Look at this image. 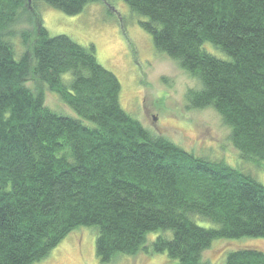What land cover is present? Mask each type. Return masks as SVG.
<instances>
[{
    "label": "trees",
    "instance_id": "1",
    "mask_svg": "<svg viewBox=\"0 0 264 264\" xmlns=\"http://www.w3.org/2000/svg\"><path fill=\"white\" fill-rule=\"evenodd\" d=\"M95 1L0 0V264L39 262L81 227L96 230L103 263L141 252L208 264L213 244L264 239V185L151 137L93 45L50 36L33 6L72 16ZM120 1L199 80L190 105L216 110L240 158L264 169V0ZM23 17L32 26L17 51L10 28ZM43 87L77 117L44 104ZM221 254L219 264H264L255 245Z\"/></svg>",
    "mask_w": 264,
    "mask_h": 264
},
{
    "label": "rangeland",
    "instance_id": "2",
    "mask_svg": "<svg viewBox=\"0 0 264 264\" xmlns=\"http://www.w3.org/2000/svg\"><path fill=\"white\" fill-rule=\"evenodd\" d=\"M33 6L38 11L37 19L50 36L64 34L83 47L93 45L98 62L120 80L122 107L142 122L151 137H167L195 157L223 162L264 185V169L240 158L229 139L231 130L218 112L212 107L193 108L190 105L187 97L202 88L199 80L177 60L155 49L151 35L139 25L141 18L132 14L127 4L120 0H98L72 16L43 2ZM31 26L23 17L10 28L16 34L12 40L17 51L21 46L20 33L30 31ZM26 85L32 93L36 92L35 83L28 80ZM42 91L45 93L44 104L51 110L77 117L55 95L44 87ZM200 225L212 226L207 221ZM95 236L93 227L74 229L34 264H175L164 254L141 252L133 257L119 254L108 262H100L95 252ZM153 237L148 236L149 239ZM233 245H255L264 251V239L261 238L221 241L204 252L202 258L208 264H219L221 251Z\"/></svg>",
    "mask_w": 264,
    "mask_h": 264
}]
</instances>
